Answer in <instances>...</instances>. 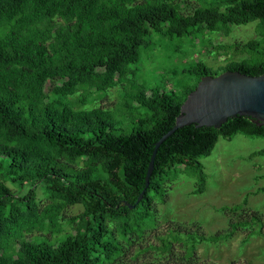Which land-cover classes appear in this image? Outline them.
Segmentation results:
<instances>
[{
  "label": "trees",
  "instance_id": "16d2710c",
  "mask_svg": "<svg viewBox=\"0 0 264 264\" xmlns=\"http://www.w3.org/2000/svg\"><path fill=\"white\" fill-rule=\"evenodd\" d=\"M253 23L257 38L226 48L242 54L239 61L217 71L194 63L186 70L194 84L179 92L148 93L134 81L130 67L151 32L181 38ZM225 72L264 75V0H201L190 15L181 13L180 0H0V264H126L150 250L172 255L175 244L183 247L181 264H192L198 244L231 237L171 222L159 245L140 244L159 225L158 206L167 204L180 174L196 178L194 195L204 193L199 159L220 137L264 139V127L250 118L175 131L157 150L136 203L154 145L173 128L187 95L203 77ZM115 79L129 87L125 106L146 112L130 133H117L110 111L83 108L91 91L106 92ZM49 83L54 88L46 92ZM79 91L84 95L70 100ZM74 206L80 215L65 218ZM158 260L146 264H167Z\"/></svg>",
  "mask_w": 264,
  "mask_h": 264
},
{
  "label": "rangeland",
  "instance_id": "374dc122",
  "mask_svg": "<svg viewBox=\"0 0 264 264\" xmlns=\"http://www.w3.org/2000/svg\"><path fill=\"white\" fill-rule=\"evenodd\" d=\"M181 13L190 15L201 8V0H180ZM256 23L248 26L220 29L218 32L200 30L198 34L181 38L169 37L151 32L148 49H141L140 60L131 66L134 81L144 91L151 93L155 88L179 92L184 85L194 84L186 70L201 61L213 71L230 61H239L242 54L226 48L234 44L257 38ZM223 47L225 49L220 50ZM244 56V55H243ZM106 92L90 93V102L84 109L102 108L113 115L117 133H130L140 118H145L144 109L132 104L126 107L123 91L128 85L119 84ZM52 84L45 87L47 92ZM84 95L79 91L70 97L76 101ZM130 105V104H129ZM199 163L205 174L203 194L194 195L197 180L194 176L182 173L177 181L169 185L172 189L166 205H159L162 215L159 225L148 230L142 247L158 244L157 236L165 234L170 224L200 227L199 232L206 237L233 232L228 239L218 243L203 242L197 245L192 264H264V139L258 137L234 135L230 140L220 137L208 156L201 157ZM13 191L15 188L11 187ZM41 204L46 198L38 191ZM237 207L238 211L232 210ZM229 211H226L228 210ZM80 206L69 207L64 211L65 218L80 215ZM258 217L254 218L252 214ZM247 223V225H243ZM238 224L235 230L232 226ZM64 228L71 231L63 222ZM138 250L136 246L130 253ZM183 255V247L175 244L172 255L158 256L150 250L140 254L135 262L126 259V264H146L153 261L175 264ZM181 264V261H179Z\"/></svg>",
  "mask_w": 264,
  "mask_h": 264
},
{
  "label": "water",
  "instance_id": "95a60500",
  "mask_svg": "<svg viewBox=\"0 0 264 264\" xmlns=\"http://www.w3.org/2000/svg\"><path fill=\"white\" fill-rule=\"evenodd\" d=\"M235 117L250 118L258 127H264V75L250 77L225 72L215 77H203L182 103L173 128L155 143L145 188L136 203L143 199L149 185L157 150L175 131L190 125L219 129L228 119Z\"/></svg>",
  "mask_w": 264,
  "mask_h": 264
}]
</instances>
